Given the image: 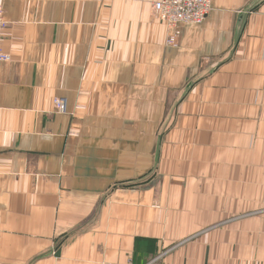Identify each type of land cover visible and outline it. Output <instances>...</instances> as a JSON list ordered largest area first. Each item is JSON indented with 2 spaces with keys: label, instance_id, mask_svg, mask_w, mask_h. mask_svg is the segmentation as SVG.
Instances as JSON below:
<instances>
[{
  "label": "crops",
  "instance_id": "1",
  "mask_svg": "<svg viewBox=\"0 0 264 264\" xmlns=\"http://www.w3.org/2000/svg\"><path fill=\"white\" fill-rule=\"evenodd\" d=\"M156 1L0 0V264H264V0Z\"/></svg>",
  "mask_w": 264,
  "mask_h": 264
},
{
  "label": "built area",
  "instance_id": "2",
  "mask_svg": "<svg viewBox=\"0 0 264 264\" xmlns=\"http://www.w3.org/2000/svg\"><path fill=\"white\" fill-rule=\"evenodd\" d=\"M153 8L162 23L167 26V45L177 47L182 36V27L201 24L212 10V0H158L154 3ZM5 27L6 23L0 13V67L10 59V56L2 49ZM63 101H65L64 98H56L54 104L60 109L63 107Z\"/></svg>",
  "mask_w": 264,
  "mask_h": 264
},
{
  "label": "rangeland",
  "instance_id": "3",
  "mask_svg": "<svg viewBox=\"0 0 264 264\" xmlns=\"http://www.w3.org/2000/svg\"><path fill=\"white\" fill-rule=\"evenodd\" d=\"M0 13L2 14V16H3V13L0 11ZM3 19H4V21H5V23H6V27H5V29L7 28V26H8V22H7V20L4 18V16H3ZM4 29V30H5ZM3 33H4V31H3ZM9 55V54H8ZM10 56V55H9ZM10 59H11V57H10ZM9 59V60H10ZM6 63V62H5ZM4 64V63H3ZM259 213H263L264 214V208H263V210L261 211V212H259Z\"/></svg>",
  "mask_w": 264,
  "mask_h": 264
},
{
  "label": "bare ground",
  "instance_id": "4",
  "mask_svg": "<svg viewBox=\"0 0 264 264\" xmlns=\"http://www.w3.org/2000/svg\"><path fill=\"white\" fill-rule=\"evenodd\" d=\"M2 49H3V47H2ZM3 50H4V49H3ZM4 52H5V51H4ZM62 108H63V107H62ZM62 108H60V109H59V108H57V109H58V110H61Z\"/></svg>",
  "mask_w": 264,
  "mask_h": 264
}]
</instances>
